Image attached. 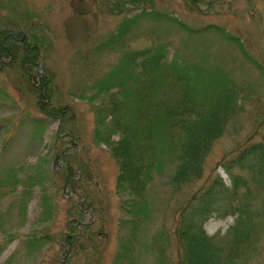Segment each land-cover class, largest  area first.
<instances>
[{"label": "rangeland", "instance_id": "rangeland-1", "mask_svg": "<svg viewBox=\"0 0 264 264\" xmlns=\"http://www.w3.org/2000/svg\"><path fill=\"white\" fill-rule=\"evenodd\" d=\"M113 4L114 0H0V36L11 31L40 36L43 66L52 77L53 99L46 103L65 108L63 121H44V130L33 132L32 118L43 115L31 85H39L43 73L39 70L27 85L14 61H2L0 264H110L114 256L123 217L115 190L118 168L109 148L93 138L94 112L101 100L87 99L93 93V78L87 71L89 57L98 75L105 73L108 63L115 64L118 53L99 46L114 34L124 15L131 18L141 11L129 6L118 12ZM154 4L157 11L194 31L211 25L231 37L227 40L222 32L212 31L189 37L170 19L156 27V20L141 19L128 42L130 48L146 47L152 42L148 33L156 29L168 32L172 38L168 58L179 47L181 58L205 60L214 67L215 77L224 75L244 93V110L216 141L202 178L174 194L165 185L166 178L154 183L149 198L155 201L159 220L169 222L173 211L202 188L210 174H220L230 185L219 162L254 136L264 117V0H197L194 6L188 0H155ZM96 48L100 52L92 56L90 51ZM67 169L74 173L68 181ZM233 220L211 219L204 228L209 235L222 236ZM74 232L81 237L72 246L68 241ZM257 258L252 264H264V256ZM148 263L153 264L151 258Z\"/></svg>", "mask_w": 264, "mask_h": 264}, {"label": "trees", "instance_id": "trees-1", "mask_svg": "<svg viewBox=\"0 0 264 264\" xmlns=\"http://www.w3.org/2000/svg\"><path fill=\"white\" fill-rule=\"evenodd\" d=\"M121 1L114 0L118 12L129 6L141 12L131 18L124 15L114 34L99 46L118 53L115 64L108 63L105 73L98 75L89 57L87 71L93 78V93L87 99L101 100L94 112L93 138L109 148L118 168L115 190L123 217L110 264H149L150 258L153 264H252L264 256V117L253 133L258 139L250 136L219 162L230 185L220 174H210L203 187L173 211L169 222L160 221L155 201L149 198L154 183L166 178L165 185L174 194L202 178L216 141L244 110V93L224 75L215 77L214 67L205 60L181 58L179 47L168 58L172 46L168 32L148 33L152 42L146 47L128 45L141 19L156 20L155 27L170 19L189 37L211 31L222 32L227 40L231 36L211 25L194 31L157 11L155 0ZM188 1L193 6L197 2ZM43 46L35 34L11 31L0 36V65L14 61L27 85L39 70L43 73L39 85H31L43 115L32 118L33 132L42 130L44 121H63L65 116V108L46 103L53 99L52 77L43 66ZM65 171L68 181L74 173ZM229 216L234 220L224 235L207 234L209 220ZM69 237L72 245L81 235L74 232Z\"/></svg>", "mask_w": 264, "mask_h": 264}]
</instances>
